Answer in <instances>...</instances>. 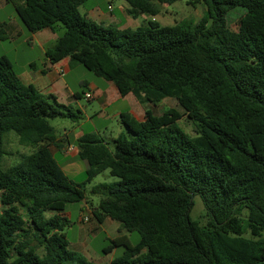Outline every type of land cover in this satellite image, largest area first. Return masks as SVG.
Listing matches in <instances>:
<instances>
[{
  "label": "trees",
  "instance_id": "16d2710c",
  "mask_svg": "<svg viewBox=\"0 0 264 264\" xmlns=\"http://www.w3.org/2000/svg\"><path fill=\"white\" fill-rule=\"evenodd\" d=\"M7 1L30 33L65 28L46 51L50 63L69 59L123 97L153 105L173 98L183 109L146 110L143 122L124 113L128 134L78 140L85 185L107 170L118 178L91 189L100 198L94 218L140 237L111 240L109 251H124L109 264H264V0H203L200 21L165 27L153 19L177 0H125L129 15L153 17L137 29L89 20L80 8L91 0ZM237 9L245 13L234 31L228 19ZM55 118L76 117L0 57V264H95L69 248L63 214L87 194L52 154L61 148ZM184 118L190 133L177 124ZM10 133L32 153L5 169ZM197 195L204 226L191 218Z\"/></svg>",
  "mask_w": 264,
  "mask_h": 264
},
{
  "label": "rangeland",
  "instance_id": "374dc122",
  "mask_svg": "<svg viewBox=\"0 0 264 264\" xmlns=\"http://www.w3.org/2000/svg\"><path fill=\"white\" fill-rule=\"evenodd\" d=\"M97 1L102 0H91L86 7H81V13L84 14L85 10L88 8V5L96 3ZM113 5L116 8H121L122 6L129 7L125 0H114ZM86 8V9H85ZM161 13L156 16V20L160 26H173L175 24H195L200 21L205 13L207 12V6L204 4L203 0H177L172 4H161L160 5ZM10 12H15L12 5H8L5 11H2L0 15L5 16ZM245 11L243 9H237L230 13L229 15V26L232 30L237 31L239 28V20L243 16ZM19 18V17H18ZM148 20H152L153 17L147 15ZM20 24L23 25L20 19H18ZM147 21V20H146ZM145 21V22H146ZM58 31L62 37L65 33V28L61 25ZM25 28V26H24ZM27 30V29H25ZM28 31V30H27ZM20 40L16 41L7 40L0 42V57H8L12 63H14V69L17 72L20 68V65L25 63L30 59H36L38 57V51L33 53L28 52L25 46L20 44ZM41 64H39L40 66ZM80 70L74 71L71 77H68V81L71 86H75L76 82L80 79H85L92 81L93 79L99 78L93 72L85 69L83 66L79 65ZM79 91H84V88H80ZM150 110L153 111L155 115H161L167 109H177L180 112H183V109L180 107L178 102L173 98H166L158 105L150 104ZM72 113L76 117L72 118H55L50 119L49 123L55 128L56 134L59 137H65L66 132L72 131L74 128L80 129L82 131H95L94 126H96V131L100 135H111L117 133L121 126L124 129V133H127V129L122 125L119 118H108L107 121L98 120L96 106L92 102L86 100H80L79 107L77 109L76 104L69 106ZM110 113V111H107ZM182 127L186 132L190 133L193 130V126L187 122L186 118L178 121L177 123ZM194 134V133H193ZM71 143L76 147L77 143L71 140ZM67 146V142H64ZM4 150L7 153V156L3 158L2 165L5 169L17 164L20 161L22 155H29L32 153V149L23 147L19 144L18 138L14 133H10L5 137L4 140ZM70 156V155H68ZM57 162L63 167V157L58 155L55 158ZM79 161L78 172L70 173L68 170V176L70 179L79 186H85L88 206L91 209H94L100 202V198L94 195H91V189L99 184H112L118 181V178L112 177L110 172L107 170L104 173L98 175L92 183L85 185V171L87 163L82 161L79 157L76 159ZM67 169V168H66ZM84 202L81 203H69L67 205L65 213L70 214L65 220V233L67 240L70 243V249L72 251L80 253L85 259L89 262L95 264H109L113 259L121 256L123 254V247H114L110 251L108 250L113 246L111 240L115 239L119 234L109 227V224L105 226H100L96 219L93 217L92 213L86 210L83 207ZM206 209L204 203L199 195L194 197V206L191 211V218L194 221H197L201 226L206 225L207 220L205 217ZM48 216L51 213L47 214ZM88 218L89 221L85 222L84 219ZM113 224H119L116 221L112 220ZM122 233L127 234L125 231ZM129 240L132 244H136L140 237L137 233L127 234ZM79 246V250L74 248ZM85 248V250H83ZM82 249V250H81Z\"/></svg>",
  "mask_w": 264,
  "mask_h": 264
},
{
  "label": "crops",
  "instance_id": "0c3cea01",
  "mask_svg": "<svg viewBox=\"0 0 264 264\" xmlns=\"http://www.w3.org/2000/svg\"><path fill=\"white\" fill-rule=\"evenodd\" d=\"M113 1L114 0H102L88 5V8H85L86 10L82 15L98 24L104 26H116L120 29H137L141 27L146 20L148 21L147 15L133 17L128 13L130 7L122 6L118 9L113 5ZM8 5L12 4L7 0H0V14L7 9ZM110 7L112 10L109 9ZM156 18L157 17L153 20H156ZM18 19L16 11L10 12L5 16L0 15V25L5 27L9 40L16 41L19 39L21 41L20 44L25 46L28 52L33 53L38 51V57L36 59L26 61L20 65V69L17 71L20 80L24 84L33 85L44 95L55 96L58 105L70 106L76 104L78 106L77 109H80V100L92 102L97 110H99L97 113L98 120L107 121L108 118L120 119L121 115L124 113L130 114L137 121L143 122L145 120L146 110H150V104L140 103L133 94H128L125 97L121 96L118 88L113 82L100 77L93 79L92 81L80 79L76 82L75 86H71L68 77H71L74 71L80 70L79 65H71L69 59H64L56 64H52L47 60V49L53 47L60 39L61 34L58 31L60 27L55 30L44 29L36 33H30L25 30L26 28L20 24ZM12 64L15 66L14 63ZM39 64L41 65L39 66ZM82 87L84 88V91L81 92L79 89ZM89 93L92 95L91 100L86 99V95ZM108 110L110 113L107 112ZM94 130L95 131L86 132L74 128L72 131L66 132L65 137L57 136L61 148L51 147V151L55 158L58 155L63 157L64 165L62 169L67 176L68 171L70 173L78 172L79 161L76 160L77 157H79L80 152L78 140L84 135L95 133L101 136L105 141L111 142L124 132L122 126L117 133L104 136L96 131V126H94ZM71 140L77 143L76 147L72 145ZM65 141L67 142V146L64 144ZM83 207H85L88 212L90 210L92 215L96 208L91 209L88 206V201L84 202ZM63 215L65 217L70 216L68 213H64ZM107 224L118 232L119 235L116 238L127 235L119 231L120 224H113L110 219H106L99 225L103 227ZM70 246L69 243V248ZM74 248L79 250L80 247L76 246ZM83 250H85V248Z\"/></svg>",
  "mask_w": 264,
  "mask_h": 264
},
{
  "label": "built area",
  "instance_id": "2783aa9c",
  "mask_svg": "<svg viewBox=\"0 0 264 264\" xmlns=\"http://www.w3.org/2000/svg\"><path fill=\"white\" fill-rule=\"evenodd\" d=\"M109 9L112 10L111 7H110ZM86 99H87V100H91V99H92V95H91L90 93L87 94V95H86ZM0 200H1V196H0ZM84 221H85V222H88L89 219H88V218H85Z\"/></svg>",
  "mask_w": 264,
  "mask_h": 264
},
{
  "label": "water",
  "instance_id": "95a60500",
  "mask_svg": "<svg viewBox=\"0 0 264 264\" xmlns=\"http://www.w3.org/2000/svg\"><path fill=\"white\" fill-rule=\"evenodd\" d=\"M194 200V197H192V201Z\"/></svg>",
  "mask_w": 264,
  "mask_h": 264
}]
</instances>
